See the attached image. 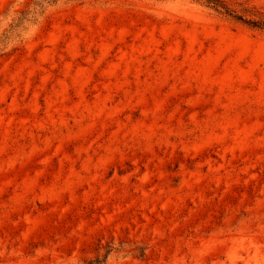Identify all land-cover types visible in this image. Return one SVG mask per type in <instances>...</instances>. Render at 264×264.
<instances>
[{
    "label": "rangeland",
    "instance_id": "374dc122",
    "mask_svg": "<svg viewBox=\"0 0 264 264\" xmlns=\"http://www.w3.org/2000/svg\"><path fill=\"white\" fill-rule=\"evenodd\" d=\"M0 0V264H264V0Z\"/></svg>",
    "mask_w": 264,
    "mask_h": 264
},
{
    "label": "trees",
    "instance_id": "16d2710c",
    "mask_svg": "<svg viewBox=\"0 0 264 264\" xmlns=\"http://www.w3.org/2000/svg\"><path fill=\"white\" fill-rule=\"evenodd\" d=\"M207 6H211L214 9L223 10L225 13L230 14L231 10H229L226 5L221 0H202Z\"/></svg>",
    "mask_w": 264,
    "mask_h": 264
}]
</instances>
